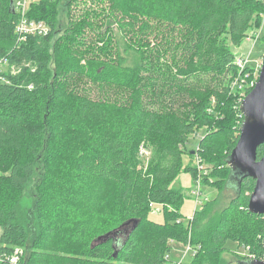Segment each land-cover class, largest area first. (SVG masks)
Returning <instances> with one entry per match:
<instances>
[{"label": "trees", "instance_id": "16d2710c", "mask_svg": "<svg viewBox=\"0 0 264 264\" xmlns=\"http://www.w3.org/2000/svg\"><path fill=\"white\" fill-rule=\"evenodd\" d=\"M111 2V20L130 42L129 48L143 58V65L124 66L121 59L116 66L103 63L86 73L75 57L82 44L77 42L81 27L59 38L50 52L58 2L30 6L27 16L45 22L50 31L22 42L15 32L19 17L12 0H0V61L6 59L11 68L0 71V264H161L168 238L196 250L186 264H225L220 258L229 241L246 250L228 264H248L250 255L260 259L264 215L248 209L255 187L252 179L232 187L235 195L209 226L204 213L211 206L208 201L205 211L194 212L186 230L181 217L174 219L169 209L163 225L151 219L148 207L158 203L172 208L184 200L170 184L181 170L188 137L198 128L208 130L189 154L199 157L205 167L213 164L224 136L213 130L215 116L227 119L225 135L233 143L222 164L230 169L227 158L237 145L244 119L243 95L234 87L241 72L232 47L243 44L249 31L261 29L264 1ZM52 60L55 72L49 66ZM76 73L89 74L105 96L95 99L86 91L71 89L69 79ZM253 88H247L245 95ZM110 91L118 95L111 98ZM181 99L184 102L178 105ZM143 142L160 147L155 184L145 199L131 205L133 189L145 187L132 166ZM263 156L264 145L258 150L259 159ZM41 162L45 176L40 184V237L29 248V235L15 209ZM186 169L195 181L197 168L189 164ZM212 173L207 169L201 174L203 185L219 184ZM111 187L120 193L114 215L108 202ZM165 223L171 228L166 233L160 231ZM116 231L115 237L98 242ZM16 248L27 252L13 263L9 256ZM58 252L66 255L59 257Z\"/></svg>", "mask_w": 264, "mask_h": 264}, {"label": "rangeland", "instance_id": "374dc122", "mask_svg": "<svg viewBox=\"0 0 264 264\" xmlns=\"http://www.w3.org/2000/svg\"><path fill=\"white\" fill-rule=\"evenodd\" d=\"M46 0H29V7L37 5ZM58 2L57 4V31L56 35L50 41V52H53L54 45L57 40L61 37L67 36L70 31L76 30L77 28L82 29L81 34L78 36V45L82 43L77 49L76 56L78 63L81 67L85 69V72L91 71L93 67H100L103 63H108L113 66L118 64V60L123 59V65L128 67L142 66L143 58L136 53L135 50L130 49V42L127 41L122 33L117 29L116 21L111 20V9L112 4L111 0H51ZM28 2V0H27ZM91 23V27H87ZM107 23L110 26L107 29ZM259 32L257 35L259 37L257 40L252 39L253 34ZM250 37V38H249ZM150 40L153 44H157V40L153 35H150ZM243 44L239 46H233L232 51L236 57L244 56L247 57L250 54L251 62L249 64L250 70L246 72L239 73V81L234 85L235 88H238L240 94L244 93L248 87H252L253 83L258 80L257 66L260 63L264 62V24H262L259 31L253 29L249 31L248 37L242 40ZM51 71L55 72L56 64L53 60L50 63ZM1 71L6 73L11 71L10 66L7 64L1 66ZM34 71V70H33ZM72 78L69 79L71 82V89L74 88L77 92L83 93L87 92L91 97L98 99L105 96L98 87L99 84L97 81L93 80L89 74H72ZM207 81H210L208 76ZM210 83V82H208ZM233 87V88H234ZM198 95H202V90H197L195 92ZM118 94L116 91H110V97L115 98ZM208 96V95H207ZM206 96V97H207ZM193 99H191L192 101ZM184 99H181L178 102V105L183 104ZM211 105L216 107V103H213V98L211 99ZM212 123H216V126L213 127L214 132H217V135H224L220 139L218 147L215 149V154L218 157H213V164L204 166V169L207 173L209 169L212 173V177H216L215 181H219V184L203 185L201 189V196L199 197V204L196 206V198L191 195V192L196 188V183L193 179V176L190 172L187 171L186 167L191 164L193 167L197 168V165L200 161L197 157L192 158L189 151H195L198 148V145L202 137L207 132L208 128L201 127L198 128L193 134L188 137L187 143L184 147L186 151L182 160V167L178 175L170 184V188L183 193L184 200L179 202L178 205L172 206H163L162 204L153 203L149 205V215L152 220L164 223L166 222V210L169 209L174 213L173 217L178 219L181 217V223L185 227V230L189 228L190 221L192 220V215L196 211H205L203 206L207 202V206L211 204L209 209L205 213V221L209 225H212L216 220V217L220 213L221 209L229 204L235 191L232 187H227L226 182L230 173V169L225 167L222 164L223 158L228 151V148L233 143L230 144L227 142V119L219 118L218 116L212 117ZM226 134V135H225ZM144 147L146 154L141 155L140 149ZM138 150L133 155L132 166L134 167L136 173H138L143 180L145 181L144 188L133 189L131 196V205L137 204L141 199H145L147 193L150 189L154 188L155 180L153 176L154 166L157 163L156 157L159 155L160 147L156 143L143 142L138 148ZM192 155H194L192 153ZM207 160V158L205 157ZM203 163V162H202ZM205 163V162H204ZM203 163V164H204ZM201 164V165H203ZM207 164V163H206ZM217 164V165H216ZM205 165V164H204ZM44 162H41V166L37 171L35 178L30 182V184L22 191L18 204L16 206V217L18 222H20L26 229L29 235V248H31L36 240L39 239V219L41 217V212L43 208L41 206V188L40 184L42 179L45 176L44 171ZM120 199V193L117 187H111V190L108 194V202L110 205V213L114 215L115 208L118 205ZM137 199V200H136ZM213 201V202H212ZM216 201V203H214ZM134 202V203H133ZM211 202V203H209ZM202 209V210H201ZM174 221V220H173ZM178 223V221H177ZM163 231L166 233L171 228L169 224L165 223ZM164 225V224H163ZM182 230L183 228L179 226ZM127 230V229H126ZM125 232L120 236L124 237ZM3 230L0 227V236ZM161 232L158 233V235ZM167 243H164L166 253L164 257V262L161 264H186L190 263L194 258L195 252L194 248H190L189 244L179 241L177 238L169 240ZM227 250L222 253L220 261L225 264L236 262V255H241L245 253L244 247L239 246L237 243L229 241L227 243ZM190 248V249H189ZM199 249V247H198ZM25 250V249H24ZM192 250V251H191ZM68 251L69 248H68ZM27 250H25L26 255ZM62 252H58V256L61 257Z\"/></svg>", "mask_w": 264, "mask_h": 264}, {"label": "water", "instance_id": "95a60500", "mask_svg": "<svg viewBox=\"0 0 264 264\" xmlns=\"http://www.w3.org/2000/svg\"><path fill=\"white\" fill-rule=\"evenodd\" d=\"M12 7L15 11L14 0ZM241 112L244 119L239 140L227 158L231 169L228 186L231 184V187H237L245 179L254 180L255 187L248 209L253 214L264 215V156L260 159L258 157V150L264 145V64L255 87L241 104ZM117 234L119 231L109 233L100 237L98 242H105ZM248 264H264V261L256 259Z\"/></svg>", "mask_w": 264, "mask_h": 264}, {"label": "built area", "instance_id": "2783aa9c", "mask_svg": "<svg viewBox=\"0 0 264 264\" xmlns=\"http://www.w3.org/2000/svg\"><path fill=\"white\" fill-rule=\"evenodd\" d=\"M29 5H30L29 0H28V2H27V0H14L15 11L19 17V20L16 24L15 32L19 38V41H22V42H25L31 36H33V37L34 36H38V37L46 36V35H48V33L50 31L48 25L45 22L32 20L27 16L29 8H30ZM263 19H264V14H263ZM258 34H260V33L257 32L255 34H253L254 36L252 37V39L257 40L259 38V37H257ZM250 62H251L250 54L247 57H244V56H240V57L237 56L236 57V63L238 65L241 73L244 72L247 67H249ZM5 64H7L6 59H3L2 61H0V71H1V66L5 65ZM263 64H264V62L260 63L257 66L256 71L258 73V78H259V74H260V71H261ZM239 80L240 79L237 77V79L234 82V85ZM257 81L253 83L252 88L255 87ZM248 88H251V87H248ZM242 95L244 96V97L242 96V100H244V98L246 97L245 90H244V93ZM140 153H141V155L146 154V150L144 147H141ZM197 158L200 160L199 157H197ZM201 164H202V162H199L197 165V170L199 173L198 178L195 180V183L197 186L191 192V195L196 198V206L199 204V201H200L199 197L201 196V189H202V176H201V174H203V173L206 174L204 166ZM189 247L192 248L190 245H189ZM194 252H196V250H194ZM24 254H25V250L23 248H16L15 251L12 253V255L9 256V259L13 263H18L24 257ZM250 258H251V260H256V256H254V255H250ZM259 260L264 261V255H262V257Z\"/></svg>", "mask_w": 264, "mask_h": 264}]
</instances>
